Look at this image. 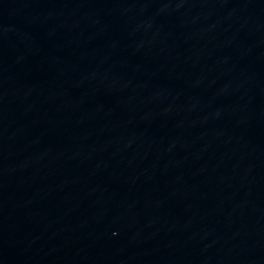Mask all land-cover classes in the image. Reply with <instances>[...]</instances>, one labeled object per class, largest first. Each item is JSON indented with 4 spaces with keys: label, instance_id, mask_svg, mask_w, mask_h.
<instances>
[{
    "label": "water",
    "instance_id": "95a60500",
    "mask_svg": "<svg viewBox=\"0 0 264 264\" xmlns=\"http://www.w3.org/2000/svg\"><path fill=\"white\" fill-rule=\"evenodd\" d=\"M0 264H264V0H0Z\"/></svg>",
    "mask_w": 264,
    "mask_h": 264
}]
</instances>
